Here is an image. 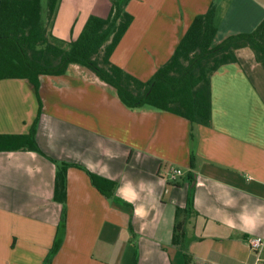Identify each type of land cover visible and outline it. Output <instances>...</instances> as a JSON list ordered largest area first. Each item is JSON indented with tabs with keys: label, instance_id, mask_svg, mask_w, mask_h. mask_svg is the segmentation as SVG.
<instances>
[{
	"label": "crops",
	"instance_id": "crops-1",
	"mask_svg": "<svg viewBox=\"0 0 264 264\" xmlns=\"http://www.w3.org/2000/svg\"><path fill=\"white\" fill-rule=\"evenodd\" d=\"M212 1L131 0L133 21L111 63L147 81ZM215 2V44L252 32L264 19V0ZM110 6L111 0H61L51 35L73 41L90 16L106 18ZM235 54L236 63L210 77L209 126L191 127L148 107L129 110L76 65L40 77L35 141L44 156L0 152V264H131L135 255L136 264H264V244L258 257L246 244L264 241V67L248 48ZM37 111L26 80L0 81V135L28 134ZM52 161L116 188L107 199L79 167L67 170L64 233L47 261L63 211L53 201ZM169 168L182 171L178 184L167 183ZM189 190L196 216L185 258L171 238L175 209L185 207Z\"/></svg>",
	"mask_w": 264,
	"mask_h": 264
},
{
	"label": "trees",
	"instance_id": "trees-1",
	"mask_svg": "<svg viewBox=\"0 0 264 264\" xmlns=\"http://www.w3.org/2000/svg\"><path fill=\"white\" fill-rule=\"evenodd\" d=\"M60 1L0 0V81L26 80L38 102L37 116L29 133L0 135V152L29 151L44 156L35 141L42 107L39 78L62 76L73 65L91 72L112 88L127 109L148 107L171 113L187 120L191 127L209 126L210 77L219 68L236 63L237 50L250 49L255 62L264 67V19L252 32L230 35L215 44L216 2L213 0L204 13L194 17L169 60L150 79L142 82L110 61L112 52L133 21L126 11L130 0H111L107 17L90 16L77 39L69 42L53 37L50 32ZM52 162L56 166L53 201L63 207L57 230L59 238L64 233L67 170L79 166ZM78 169L86 173L99 194L107 199L113 196L115 182ZM186 178L189 180L190 176L187 174ZM195 216L192 190H189L185 207L175 209L171 238V244L178 247L185 258L187 227ZM54 249L56 244L52 251ZM136 262L137 255L131 264Z\"/></svg>",
	"mask_w": 264,
	"mask_h": 264
},
{
	"label": "built area",
	"instance_id": "built-area-1",
	"mask_svg": "<svg viewBox=\"0 0 264 264\" xmlns=\"http://www.w3.org/2000/svg\"><path fill=\"white\" fill-rule=\"evenodd\" d=\"M181 177H183V174L178 168H169L166 171V181L169 184L177 183ZM246 244L250 251L255 253L258 257V253H260L263 248L264 241L262 238H249L246 240ZM257 261H260V259H257Z\"/></svg>",
	"mask_w": 264,
	"mask_h": 264
},
{
	"label": "rangeland",
	"instance_id": "rangeland-1",
	"mask_svg": "<svg viewBox=\"0 0 264 264\" xmlns=\"http://www.w3.org/2000/svg\"><path fill=\"white\" fill-rule=\"evenodd\" d=\"M130 1H131V0H130ZM130 1H129V2H130ZM57 230H58V229H57ZM62 235H63V234H62ZM62 235H61V236H59V242H60V243H61V240H62ZM57 238H58V237H57V232H56V236H55L54 245L52 246V248H51V251H50L49 255H47V258L49 257V258H50V260L52 259V254L55 252V250H53V251H52V249H53V248H55V244H56V242H57ZM47 258H46V259H47Z\"/></svg>",
	"mask_w": 264,
	"mask_h": 264
}]
</instances>
